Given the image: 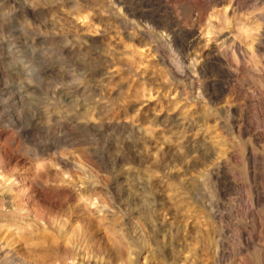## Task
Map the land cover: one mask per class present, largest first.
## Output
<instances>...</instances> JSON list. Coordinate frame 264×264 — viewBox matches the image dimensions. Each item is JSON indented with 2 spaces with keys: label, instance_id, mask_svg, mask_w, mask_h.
Wrapping results in <instances>:
<instances>
[{
  "label": "rangeland",
  "instance_id": "obj_1",
  "mask_svg": "<svg viewBox=\"0 0 264 264\" xmlns=\"http://www.w3.org/2000/svg\"><path fill=\"white\" fill-rule=\"evenodd\" d=\"M229 1L0 0V264H264V0Z\"/></svg>",
  "mask_w": 264,
  "mask_h": 264
},
{
  "label": "bare ground",
  "instance_id": "obj_2",
  "mask_svg": "<svg viewBox=\"0 0 264 264\" xmlns=\"http://www.w3.org/2000/svg\"><path fill=\"white\" fill-rule=\"evenodd\" d=\"M153 1V4L155 3V4H159L160 2H159V0H152ZM229 3H231V7H233V6H235L237 3H236V0H230L229 1ZM225 11V13H224V16L226 15V9L224 10ZM156 19V18H155ZM166 22V21H165ZM161 23V22H160ZM172 21H170L169 20V22L167 21V25L168 26H172ZM165 24V23H164ZM159 25V24H158ZM166 25V24H165ZM172 29V28H171ZM179 31V28L178 29H176V28H174V29H172V30H169L168 31V33L170 34V35H174L175 36V33H177ZM178 33H180V32H178Z\"/></svg>",
  "mask_w": 264,
  "mask_h": 264
}]
</instances>
